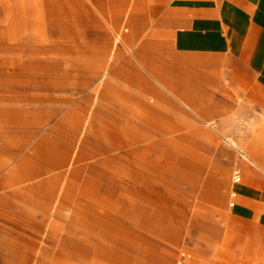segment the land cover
<instances>
[{"label":"rangeland","instance_id":"obj_1","mask_svg":"<svg viewBox=\"0 0 264 264\" xmlns=\"http://www.w3.org/2000/svg\"><path fill=\"white\" fill-rule=\"evenodd\" d=\"M85 12L0 0L2 264H264V200L230 207L235 170L264 195V168L229 145L264 158V130L224 137L128 85L142 44Z\"/></svg>","mask_w":264,"mask_h":264},{"label":"crops","instance_id":"obj_2","mask_svg":"<svg viewBox=\"0 0 264 264\" xmlns=\"http://www.w3.org/2000/svg\"><path fill=\"white\" fill-rule=\"evenodd\" d=\"M82 1L91 23H124L126 40L142 44L136 53L142 70H127L128 85L157 96L171 95L166 98L178 111L189 113L191 120L216 124L221 136L263 135L264 0ZM154 42L163 48L150 60L147 50ZM229 145L245 162L264 168V158L257 153L262 148L235 141ZM230 197L232 208L239 201L264 200L252 185L245 186L240 169L234 172ZM159 229L166 232L165 227ZM1 235L0 226V264ZM172 238L174 243L180 240L177 235ZM165 250H160V257H166Z\"/></svg>","mask_w":264,"mask_h":264},{"label":"built area","instance_id":"obj_3","mask_svg":"<svg viewBox=\"0 0 264 264\" xmlns=\"http://www.w3.org/2000/svg\"><path fill=\"white\" fill-rule=\"evenodd\" d=\"M238 175V174H237ZM239 180V177L237 178V181Z\"/></svg>","mask_w":264,"mask_h":264}]
</instances>
